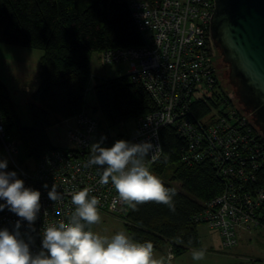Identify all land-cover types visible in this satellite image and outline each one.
Listing matches in <instances>:
<instances>
[{
  "label": "built area",
  "instance_id": "1",
  "mask_svg": "<svg viewBox=\"0 0 264 264\" xmlns=\"http://www.w3.org/2000/svg\"><path fill=\"white\" fill-rule=\"evenodd\" d=\"M127 4L143 44L104 49L99 57L103 65H127V72L121 75L150 98L152 108L135 119L132 134L110 136L133 143L151 141L154 150L145 158L151 168L162 153L160 130L173 127L183 140L181 161L189 166L209 162L222 184L191 218L216 231L223 247H233L241 230L264 228L260 224L264 135L220 83L221 68L216 63L220 55L210 34L214 0H128ZM60 122L67 145L47 150L28 171L13 160L21 142L5 133L0 111V144L12 160L6 170L16 171L25 186L41 192V210L34 225L21 221L20 231L30 239L33 252L41 248L43 228L66 220L74 210L71 195L75 191L90 189L89 195L100 201L98 210L123 218L131 207L119 200L111 182L99 183V166H86L98 130L97 118L83 108ZM53 184L62 193L59 202L48 197ZM18 219L8 208L0 211V227L11 230ZM173 257L170 244L166 258Z\"/></svg>",
  "mask_w": 264,
  "mask_h": 264
},
{
  "label": "trees",
  "instance_id": "2",
  "mask_svg": "<svg viewBox=\"0 0 264 264\" xmlns=\"http://www.w3.org/2000/svg\"><path fill=\"white\" fill-rule=\"evenodd\" d=\"M128 0H0V42L43 50L40 85L28 101L31 126H22L7 87L0 81V111L4 131L21 142L27 157L37 161L53 145L47 129L86 107L85 92L91 75L93 52L133 47L143 38L133 22ZM220 58L222 56L218 51ZM225 67L227 75V65ZM95 106L87 108L99 128L118 126L152 108L150 98L126 75L95 79ZM104 140L108 137L103 132ZM162 153L151 166L159 177L171 168L176 190L175 210L145 201L130 207L124 218L128 234L137 241H150L153 249L170 243L174 255L200 246L199 223L192 220L202 202L219 192L221 182L205 161L186 165L181 161L183 140L171 126L160 130ZM264 182V170L261 176ZM260 224L264 227V206Z\"/></svg>",
  "mask_w": 264,
  "mask_h": 264
},
{
  "label": "clouds",
  "instance_id": "3",
  "mask_svg": "<svg viewBox=\"0 0 264 264\" xmlns=\"http://www.w3.org/2000/svg\"><path fill=\"white\" fill-rule=\"evenodd\" d=\"M154 150L151 141L133 143L116 140L103 145V138L90 147L86 166H99V183L111 184L119 200L135 208L145 201H155L175 210L176 190L164 182L146 164ZM7 159H0V211L8 208L20 219L10 230L0 227V264H157L150 241H137L125 231L111 236L94 232L91 225L100 221V201L90 196L88 188L71 195L74 210L66 220L48 223L42 231L41 248L33 252L30 239L21 233V221L34 225L41 210L39 189L25 186L16 171H7ZM48 188L47 183L44 184ZM54 202L62 200L55 184L48 190ZM34 230V229H33ZM193 260H201L202 252H194Z\"/></svg>",
  "mask_w": 264,
  "mask_h": 264
},
{
  "label": "rangeland",
  "instance_id": "4",
  "mask_svg": "<svg viewBox=\"0 0 264 264\" xmlns=\"http://www.w3.org/2000/svg\"><path fill=\"white\" fill-rule=\"evenodd\" d=\"M42 55L43 50L41 49L0 42V81L8 88L22 126H31L32 124L28 107V101H30L31 97L29 92L23 89V84L32 85L34 79L38 78L41 70L40 58ZM90 66L92 72L102 74L103 79L118 76L117 73L125 74L128 69L125 64L103 65L98 52L92 53ZM221 85L225 91L230 92L224 84ZM85 103L88 109L95 106L92 78L89 80L85 92ZM134 130L135 119L127 120L115 127L99 128L92 139L91 145L103 138V132H106L108 136L107 140L103 138V145L111 146L117 138L111 137V133L121 137V135L132 134ZM47 134L53 145H57L60 148L67 145L64 128L59 123L50 126L47 129ZM0 159H7V168L12 166V160L1 144ZM13 160L28 171L32 170L35 165L33 159L26 156L21 144ZM170 177L171 168H167L160 176L162 180L175 185L176 183ZM99 214L101 217L100 221L91 225L94 232L106 236H111L117 231H125L128 234L123 217L103 210H99ZM197 229L201 240L199 247L188 249L169 263H165L163 258H161V251H153V258L157 261V264H264V228L258 226L252 228L250 232L240 234L238 243L229 248L223 247L218 233L206 225L199 224ZM194 252H202L203 258L201 260H193ZM158 257L161 260L158 261Z\"/></svg>",
  "mask_w": 264,
  "mask_h": 264
},
{
  "label": "water",
  "instance_id": "5",
  "mask_svg": "<svg viewBox=\"0 0 264 264\" xmlns=\"http://www.w3.org/2000/svg\"><path fill=\"white\" fill-rule=\"evenodd\" d=\"M210 34L222 56L220 83L264 135V0H214Z\"/></svg>",
  "mask_w": 264,
  "mask_h": 264
},
{
  "label": "crops",
  "instance_id": "6",
  "mask_svg": "<svg viewBox=\"0 0 264 264\" xmlns=\"http://www.w3.org/2000/svg\"><path fill=\"white\" fill-rule=\"evenodd\" d=\"M90 70H91V75H90V78H89V80L92 78V80H93V84H94V81H95V79H103V77H102V74H97V73H93L92 72V69H91V66H90ZM41 71V70H40ZM118 74V76L119 75H121L122 73H117ZM114 75H116V74H114ZM34 83H32V85H27L26 83H24L23 84V89L25 90V91H27V92H29V94H31L32 92H34L35 90H36V88L40 85V82H41V79H40V72H39V75H38V78H36V79H34V81H33ZM6 86V85H5ZM7 87V86H6ZM8 89V88H7ZM85 109H87V108H85ZM88 110V109H87ZM60 125H62V123L60 122L59 123ZM55 146H57V145H55ZM199 226V225H198ZM198 228V227H197ZM197 231H198V229H197ZM244 232H248V231H246V230H241L240 232H239V236H240V234L242 235V233H244ZM199 234V233H198ZM200 238V237H199ZM200 242H201V240H200ZM168 245H170V243H166L165 244V246H163L161 249H153V251H161L162 253H161V258H163V260H164V262L165 263H169V262H171L172 260H174L178 255H174V257L172 258V259H167L166 258V247L168 246ZM190 249V248H189ZM188 250V249H187ZM186 250V251H187ZM185 252V251H184ZM183 252V253H184ZM180 255V254H179ZM161 258L160 257H158V261L159 260H161Z\"/></svg>",
  "mask_w": 264,
  "mask_h": 264
},
{
  "label": "flooded vegetation",
  "instance_id": "7",
  "mask_svg": "<svg viewBox=\"0 0 264 264\" xmlns=\"http://www.w3.org/2000/svg\"><path fill=\"white\" fill-rule=\"evenodd\" d=\"M223 67H226V66H223Z\"/></svg>",
  "mask_w": 264,
  "mask_h": 264
}]
</instances>
